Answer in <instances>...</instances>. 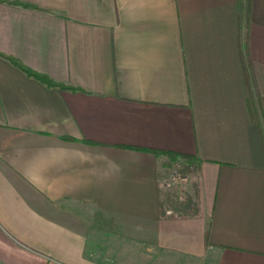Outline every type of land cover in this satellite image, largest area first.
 I'll return each mask as SVG.
<instances>
[{"label":"crops","instance_id":"0c3cea01","mask_svg":"<svg viewBox=\"0 0 264 264\" xmlns=\"http://www.w3.org/2000/svg\"><path fill=\"white\" fill-rule=\"evenodd\" d=\"M18 1L0 53L78 88L0 54V264H264V0Z\"/></svg>","mask_w":264,"mask_h":264},{"label":"rangeland","instance_id":"374dc122","mask_svg":"<svg viewBox=\"0 0 264 264\" xmlns=\"http://www.w3.org/2000/svg\"><path fill=\"white\" fill-rule=\"evenodd\" d=\"M96 240V243L101 244L104 239H90V241ZM109 244L111 241L114 242V253L107 254L108 257L114 258L115 262H122L124 264H166L173 260H179L180 258L177 255L169 254L162 252L154 247L151 248L147 253L139 252L138 248L135 246L137 242L132 241L131 244L119 242L117 238H110ZM95 242V241H94ZM107 242V243H108ZM90 246V245H89ZM95 248V247H94ZM127 250L126 253H121L120 251ZM112 251V250H111ZM163 260H167L166 263H163ZM114 263V262H113ZM189 264H199L197 261H193Z\"/></svg>","mask_w":264,"mask_h":264},{"label":"trees","instance_id":"16d2710c","mask_svg":"<svg viewBox=\"0 0 264 264\" xmlns=\"http://www.w3.org/2000/svg\"><path fill=\"white\" fill-rule=\"evenodd\" d=\"M16 2L18 0H15ZM19 2V1H18ZM23 4H26L23 2ZM2 56H4L5 58H7L12 64L16 65L18 68L22 69L27 75L29 76H33L37 79H39L40 81L44 82L46 85L48 86H55L58 88H70V89H77V86L74 85H70V84H66L63 82H58L55 81L53 79H51L50 77L41 74L39 72H36L34 70H31L29 68H27L26 66H24L19 60H17L16 58H14L11 55H7V54H3L0 53ZM152 151H154L155 153H167V157L169 158V160H175L176 159V154L175 153H171L168 151H164V150H160V149H153ZM178 157H180V170L183 173H189L191 171H194L196 168V159L188 154H180L178 155Z\"/></svg>","mask_w":264,"mask_h":264},{"label":"built area","instance_id":"2783aa9c","mask_svg":"<svg viewBox=\"0 0 264 264\" xmlns=\"http://www.w3.org/2000/svg\"><path fill=\"white\" fill-rule=\"evenodd\" d=\"M187 180V174L183 173L180 170V165L177 161L172 163L169 167L168 173L166 177H164L161 181L162 185L164 186H170L174 183V181H186Z\"/></svg>","mask_w":264,"mask_h":264}]
</instances>
